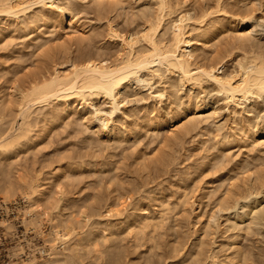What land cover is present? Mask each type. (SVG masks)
<instances>
[{
	"label": "rangeland",
	"instance_id": "rangeland-1",
	"mask_svg": "<svg viewBox=\"0 0 264 264\" xmlns=\"http://www.w3.org/2000/svg\"><path fill=\"white\" fill-rule=\"evenodd\" d=\"M169 1L171 19L182 14L190 19L192 66L209 67L222 58L225 73L248 54L264 56V0ZM34 5L20 19L0 15V106L9 101L0 114L1 134L21 122L15 115L18 100L29 92L33 77L65 74L87 61L112 63L123 53L119 37H139L157 11L155 0ZM244 15L251 17L246 26ZM165 32L164 37L170 34L168 25ZM239 35L247 40L241 43ZM146 78L121 92L112 123L104 125L79 101L56 116L61 104L53 101L45 114L32 115L36 121L30 117L27 137L13 148L12 159L0 154V167L9 171L8 177L0 171L2 182L9 178L21 186L9 196L1 191L0 200L10 205L15 250L29 251L13 264L46 258L51 244L60 248L54 232L61 228L58 219L69 217L71 240L85 238L88 230L110 233L111 251L132 253L130 259L139 257L142 264H264V94L233 105L208 83L196 87L173 80L176 86L169 87L166 76L152 85ZM162 89L165 95L154 98ZM93 102L109 110L107 99ZM37 176L50 184L39 209L25 203ZM31 211L50 216L40 213L33 224ZM145 217L153 225L142 237L152 239L133 248L127 227Z\"/></svg>",
	"mask_w": 264,
	"mask_h": 264
},
{
	"label": "bare ground",
	"instance_id": "bare-ground-1",
	"mask_svg": "<svg viewBox=\"0 0 264 264\" xmlns=\"http://www.w3.org/2000/svg\"><path fill=\"white\" fill-rule=\"evenodd\" d=\"M58 1L59 0H0V15H5L14 18L16 17L17 19L20 15L24 16L26 11L30 10L29 7H31V5L41 4L43 7L52 9L54 6L58 7L56 5ZM155 1L157 5L156 14L154 15V17L147 19V21L145 22L146 26L141 30V33L138 35L139 37H135V35L133 36L132 34L128 35L127 37L118 36L123 49V53L119 58L117 57L116 60H113L112 63L102 64L100 62L87 61L82 63L81 65L73 66L72 70L65 74H59L57 70L54 73L48 75L47 77H45V75H42L43 77L41 76V78L39 76L33 77L36 78V80L34 81V79H32L34 82L33 85L31 84L32 86H30L31 88L29 92H24L26 94H21L20 98L18 97L19 100L17 104V114L15 115L21 118V122L16 128L11 127L9 129L10 131L8 130V133L6 131L7 134H1L2 132L0 133V154H2L6 160H10V158L12 159L11 156H13V148L16 145H19L22 140L26 139L30 127L29 122H31V120L29 119L30 117H32L33 114H35V112H38L37 114H35L37 116L40 114H45L42 110L46 109L47 106L51 105L53 101H58L61 104V109L56 108L57 110L54 112L56 113V116H58L57 114H60L61 111L68 110L69 106L73 101H79L80 106L82 108L92 109L94 115L97 116V118L99 117L104 123V125L110 124L114 121V116L116 112L120 111L121 104L119 101V97L121 95V92L124 91L127 88L128 84L133 81L137 83L142 82L145 79H142V76L148 77L146 79H149L148 82H150L151 85L156 82L155 80L160 83L164 82L163 78L166 76V78H168L169 80V87L176 86L175 84H173V80H178L177 82L179 83L181 82L182 84H187L196 87H200L203 84L208 83L215 88V91L220 94L227 101V103H231L233 105L239 104L240 100L247 101L253 96H263L264 56L260 55V52V54L256 52V54L258 53L259 55H253L254 53H252V56H250L248 54L250 57H247L248 55L245 53L247 55L246 58L243 57L242 59L238 60L237 63H235L236 65L234 69L225 73L220 72L222 64L220 61L222 60V58L220 61H215L217 60L215 59V62H213L210 66L207 62V65L209 67H206L203 64L192 66L191 60L194 56L196 57V55H194L193 53L194 50L192 51L193 42L192 38L189 35V32L192 31L193 28L189 29L190 31L187 29V27H190V19L188 21V18L183 16V14L177 15V18L171 19L172 16L170 15L173 12V5L170 3V1ZM31 2L34 4H32ZM40 17L41 19L43 18L42 20H48L47 16ZM35 18L36 21L40 20L37 19V16ZM249 19H251L250 16L245 17L244 15V18L242 17L241 24L243 26H246ZM22 21L25 22V18L23 19L22 17ZM69 22L71 24L73 21L71 22L70 19ZM201 22L203 23V21ZM201 22H198V24ZM167 25L168 29L170 30V34H168L169 37L167 35L166 38L164 36L166 34L165 31L167 30ZM241 32L243 33L246 31L242 30ZM112 35L113 37H117L118 34H115L114 32ZM194 38L193 41H195ZM237 38H239L241 43L242 41L244 42L245 40H247L246 38L242 37V35H239ZM201 41H196V43L201 45ZM198 51L199 49L197 50V52ZM202 53L205 54L204 51ZM199 55L200 54H198V56ZM166 74L173 75V77L175 75L176 77L170 80V78L167 77ZM177 82L174 83L177 84ZM164 95V89L158 91L157 93H153L154 98H162ZM97 97L107 99L110 105L108 111L101 110L100 108L95 106L93 101ZM7 102L9 103L8 100ZM7 102H1L2 104L0 106V114H2V111L5 108H7ZM42 103L44 106H42V108L39 106L40 108L38 109V105H42ZM35 117H32V120L34 118V120L36 121ZM0 171L1 174H6L8 177L9 171L4 170L3 167H0ZM261 173H263V171ZM1 179L3 180V177L0 178V180ZM2 180L0 181V183L4 182H2ZM11 181L12 180L8 178V183L5 181L7 183L6 186H2L0 184V192L2 191V194L5 191L4 194L6 195V193H8L9 196L10 192H15L14 190L16 188L21 187L20 185H18V181L15 182L16 180H14L15 183ZM5 182L3 183V185L5 184ZM31 182L32 184L30 183L27 187L30 191L28 192V195L26 194L25 203H27V205L31 207L34 205V207H38L39 209V206L43 202V196L46 194L45 192L47 190V186L50 184L46 183L45 180H43V178L40 176H37L36 179ZM224 200L225 199H223V204L228 205L229 202H225L226 200ZM40 213L41 216H50V214H46L44 212ZM40 213H30L32 217L31 222L33 224L38 223L41 220L42 217L39 216ZM70 219V217L66 219H58L61 228L60 230H56L54 234L56 233V238L60 242L59 245L61 244L60 248H58L59 246L57 245L51 244L49 252L45 253L46 258L40 260L32 258L29 262H26L24 264H133L134 260L130 259L132 253L130 256L127 255L128 252L126 251V255L128 256V259H126L127 256L124 255L125 251L122 252L123 255L121 254V252L119 253L115 248H113V250L115 249V251H111V243H108L109 236L111 235L110 233L98 234V232L94 230H88V232L86 231L85 233V238L76 237L75 240L74 236L73 240H71L72 237L68 238L67 234L68 236L75 234L73 231L74 225H71L68 229H66L69 224H73V221L71 222ZM150 225H153L152 219H149L147 217H145L143 220L138 221L133 226L127 225L128 227L126 235H130L129 237L131 239L129 243H131V246L133 248H138V246L140 247L141 245L143 246L145 244L143 242L147 240L151 241L150 238L152 239V236H150L149 234L147 235L148 237H144L145 239L142 237L146 235V232L144 231L145 228L150 227ZM143 239L145 241H143ZM86 241L92 243L91 245L93 247L90 244L89 246L87 244L88 242L86 243ZM173 250H175L176 252L175 248ZM236 251H238V249ZM234 253L236 252H233V254ZM134 255H136L135 252L133 256ZM122 256L125 258H123ZM138 258L136 259L134 257V259H136L134 263L136 262L135 264H142V262H137ZM143 264L154 263L151 261H145L143 262Z\"/></svg>",
	"mask_w": 264,
	"mask_h": 264
},
{
	"label": "built area",
	"instance_id": "built-area-1",
	"mask_svg": "<svg viewBox=\"0 0 264 264\" xmlns=\"http://www.w3.org/2000/svg\"><path fill=\"white\" fill-rule=\"evenodd\" d=\"M11 214L10 205L0 200V264H13L29 255L28 250H15Z\"/></svg>",
	"mask_w": 264,
	"mask_h": 264
}]
</instances>
